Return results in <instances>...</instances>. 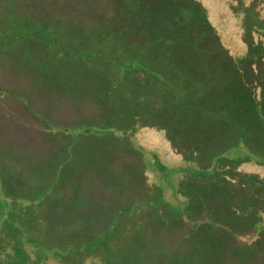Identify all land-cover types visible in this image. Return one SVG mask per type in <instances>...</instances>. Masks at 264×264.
Returning a JSON list of instances; mask_svg holds the SVG:
<instances>
[{
	"label": "trees",
	"instance_id": "1",
	"mask_svg": "<svg viewBox=\"0 0 264 264\" xmlns=\"http://www.w3.org/2000/svg\"><path fill=\"white\" fill-rule=\"evenodd\" d=\"M220 1L219 8H215L216 17L213 18L209 16L201 0H0V19L3 18L0 25V44L13 39L49 38L51 41L47 46L53 52H58L56 59L59 65L61 62L86 64L87 60H90L91 68L101 74L93 91L100 90L103 93L101 98L97 101L91 100L92 102L88 101L91 94L85 90L83 96L78 94L70 97L69 90L63 91L58 84L52 82L54 76L46 85L40 84L42 88L33 85L34 88L49 91L48 98L57 100L52 103L57 120L49 124V121L40 119L35 125L32 123L27 131L36 130L40 133L43 125L48 123L59 126L56 128H60L63 134L60 141L56 137L57 145L54 140H48V144L41 142L45 149L37 150L26 145L27 148L37 151L49 148L70 156L74 145L84 139L87 143L90 137V142L95 143L92 148H95L100 138H106V144L108 141L113 142L112 138L118 139L108 134L110 130L113 133L120 130L122 132L119 139L130 143L125 142L128 150L130 147L133 148L129 151L140 150L141 159L150 164V171L143 172L146 179L147 173L148 180L153 179V185L157 186L155 192L163 197L168 196V190L173 189L172 195H169L171 203L176 199L178 204H170V213L181 219V226L191 218L192 225L187 221L190 226L182 232L184 238L198 231L203 223L201 220L210 218L213 223L226 225L227 222L228 226L231 224V216H237L245 221L243 224L232 225L233 235L239 236L242 242H251L259 239V234L264 232V178L255 173L242 172L239 168L241 165L247 169L264 165V0ZM5 22L7 26L3 25ZM25 44L29 49L34 46L27 41ZM108 46L114 49L113 52ZM149 52L153 55V60L150 61L153 66H147L146 63ZM97 58L101 61H96ZM133 59H139L138 62L142 60L144 64L141 68L154 72L157 83L163 87L162 95L165 98L170 95L171 100L166 99L171 103L169 107L165 105V109L154 108L156 119L160 123L150 120L141 124L138 115L136 118L132 117L125 129H122L119 112H116V93L122 79L125 80L121 76L131 69ZM48 64L45 61V67L41 66L42 64L38 66L39 73L34 75L27 66L14 64L4 56L0 57V72L4 71L7 76L22 77L17 74L28 70L31 76L39 75L40 81L43 72H51ZM9 68L15 70L11 72ZM54 71L55 68L52 72ZM78 78L80 84L81 77ZM105 80L108 81L106 84ZM148 82L151 87V81L142 79L143 84ZM76 83L73 79L72 85ZM2 85L0 81V102H7L3 96L12 86L7 88ZM15 96L18 101H22L16 92ZM111 97L114 98L112 107ZM66 98H73L74 101H66ZM41 103L34 99L33 103L26 102L25 108L37 109L38 112ZM147 108H144V112L152 114ZM159 111L163 113L159 114ZM46 116L52 114L47 112ZM199 120L201 123H198ZM161 129L166 131L167 138L161 135ZM5 132L8 134V130ZM132 135L133 142L129 141ZM176 141L188 145L183 151H179ZM161 144L163 147H171L181 156L178 162L168 158L169 152H164ZM234 146L235 152H231ZM10 147L5 146L6 150L3 151ZM120 148L115 152L127 154ZM67 161L68 158L61 163V169H65L69 162ZM2 169V238H11L14 241L12 248H49V244L52 245L51 248L65 246L60 242V235L56 236L59 241L54 242L53 234L54 237L49 238L52 243L45 244L40 243L38 235V239L32 236L29 228H34L35 224L28 216L39 211L34 207L35 200L25 202V199H35L38 195L7 190L2 181L5 173L3 166ZM202 178L204 180H201ZM233 179L253 188L249 194H241L239 203L224 199L212 210L207 206L199 211L189 207L188 198L197 195L200 187H203L202 194L207 191L215 196L229 192L231 186L236 184ZM83 183L82 180H68L65 186L55 183L50 188L51 192L44 193L41 198L47 204L50 203L48 206L55 208L57 215L63 216L79 202L92 203L100 197L101 191L93 192ZM147 206L152 208L151 205ZM49 209L44 210L43 217H48ZM197 214L201 216L198 220L194 218ZM169 222L174 223V220ZM19 225L23 227L22 237V231L17 229ZM111 226L112 221L106 226L95 223L93 240L89 244L81 246L68 242V245L75 246V252L95 250L109 243L116 228L115 225L113 229ZM26 230H29V233ZM8 246V243L1 246L6 249L0 254V264L35 263L29 260L25 251H18V255H21L19 262L12 259L9 254L6 255L10 250ZM241 246L249 245L242 243ZM241 251L236 250L231 254ZM258 252L259 250L254 248L249 250L248 255ZM66 257L65 253L55 250L52 259L71 262V259ZM245 257L247 264V254ZM37 261L39 264H47L49 256L38 258Z\"/></svg>",
	"mask_w": 264,
	"mask_h": 264
},
{
	"label": "rangeland",
	"instance_id": "2",
	"mask_svg": "<svg viewBox=\"0 0 264 264\" xmlns=\"http://www.w3.org/2000/svg\"><path fill=\"white\" fill-rule=\"evenodd\" d=\"M3 1L6 2V0ZM201 1L206 6L209 16L215 18V8H219L221 1ZM2 22L3 18L0 19V25ZM3 25L7 26V22ZM26 41L34 46L29 49L28 45L25 44ZM50 41L49 38L36 37L23 40L13 39L0 44V57L5 56L8 61L14 64L19 65L21 63L19 66H27V69L32 71L34 75L39 73L38 66L45 65V61L49 63L47 67L51 68V72L45 71L41 74L40 81L39 75L31 76L28 70L17 74V76L22 77L7 76L4 71L0 72L2 87H13H10L9 92L3 96L7 102H0V172L2 173L3 166L5 170L2 180L4 182L3 186L10 192H29L28 195H38V197L35 196L37 197L35 199L28 197L25 199V202L35 200L34 207L39 211L37 214L34 213L28 216V219L33 220L32 222L35 224L34 228H29L32 231V236L36 238V235H38L41 240L40 243L45 244L52 243L49 238H53L54 235V242L59 241L56 236L60 235V242H63L65 246L51 248L52 245L49 244L47 245L49 248H12L14 241L11 238L3 239V236L0 235V254L6 249L1 246L8 243L7 248L10 247V250L7 251L6 255L9 254L12 259L18 261L21 256L18 255V251H25L29 260L35 262L34 264H39L38 258L43 259L47 256H49L47 264H173L172 262L182 264H226V262L227 264H245L246 254L248 256L247 264H264V232L259 234V239L242 242L240 237L234 236L231 231L233 224L239 225L245 221V219L241 220L237 216H231V219H229L231 224L228 226L227 222L226 225L213 223L210 218L201 220L203 223L198 231H195L192 236L184 238L182 232L192 225L190 223L191 218L187 219L190 225L186 221L181 226L179 224L181 219L170 213V204H178L176 199L174 203H171L172 199L169 195H172L173 189L168 190L167 194L169 195H163V197L155 192L157 186L153 185V179L148 180V173L146 179L143 172V170L150 171V164L147 160L141 159L140 150L136 152L129 151L133 147L128 150L125 145V142L128 141L119 139L120 132H122L120 130H118V133H113L112 130L109 131V136L113 135L118 138H112L113 142H107L111 148L106 144V138H100L96 147L92 148L95 143H91V138L88 137L87 143L84 139L83 142L74 145L75 152L73 149L70 156L49 148L44 151H37L38 149H45V145L42 146L41 142L48 144V140H54V144L57 145L56 137L60 141L63 133L60 128H56L59 126L49 125L57 120L54 117L55 110L52 105L57 100L48 98L47 93L49 91L34 88L33 85L42 88L39 85H46L47 82L53 80L52 76H54L52 82L58 84L63 91L69 90L70 97L78 96V94L83 96L85 90L91 94L88 101H97L103 93L100 90L93 91L101 74L91 68L90 60H87L86 64L82 62L63 64L61 62V65H59L56 59L58 52H53L47 46ZM108 48L113 52V48L110 46ZM138 60L133 59L130 64L132 65L131 69L121 76L125 80L122 79V84L118 87V93H116L118 97L116 112H119L120 128L122 129H125L132 117L136 118L138 115L141 118V124L148 123L150 120L153 123H160L156 119L157 114L154 113V108L165 109V105L169 107L171 103L168 101L171 100L170 95L166 97L168 100L162 95L161 89L163 87L157 83L154 72L148 68H141L144 63L142 60L140 62ZM152 60L153 55L149 52L146 57L147 66H153V63H150ZM96 61L100 62L101 60L97 58ZM108 67L110 66L108 65ZM54 68L55 71L52 72ZM9 69L11 72L15 70ZM110 71H112L111 68ZM78 76L81 77L80 84ZM144 78L152 82L151 87H149V82L147 84L142 83ZM73 79L77 82L74 86L72 85ZM37 81L40 83L38 84ZM107 82V80L104 81L105 84ZM81 85L83 86L81 87ZM47 87L53 86L47 85ZM66 87L68 89H65ZM76 87L80 88L77 89ZM50 90L52 89L50 88ZM15 92L18 97L22 98L20 99L21 102L16 99ZM34 99L42 102L38 107V112L37 109L25 108L26 102L33 103ZM66 99V101H74L73 98ZM113 100L114 98L111 97L110 107H112ZM93 104L96 103L93 102ZM145 107H148V112L152 114H146L144 112ZM47 112H50L52 116L45 117ZM158 113L162 114L163 112L159 111ZM40 119L45 122L49 121V124L43 125V130L40 133L36 130L27 131L32 123L35 125ZM198 123H201L200 120ZM253 125L255 126L256 123H253ZM195 129L197 130V128ZM5 130H8V134ZM160 131H162L161 135L167 138L166 131L164 129ZM27 132L29 133L26 134ZM41 137L45 139L40 140ZM38 139L40 143H38ZM133 139L134 136L132 135L129 141L133 142ZM175 144L178 146L177 150L179 151H183V148L188 145L187 143L180 144L178 141ZM26 145L37 150L29 149ZM5 146H11L7 150L8 152L3 151L6 150ZM120 147L127 154L115 152V150H120ZM161 148L164 152H169L168 158H171L174 162H178L181 158L171 147L167 145L163 147L161 144ZM235 148L236 146L231 152H235ZM2 151L3 154H1ZM67 158L68 164L65 169H61V163L66 161ZM239 169L242 172L255 173L264 178V165L250 169L241 165ZM70 175L71 178L69 179ZM68 180H73V182L82 180L83 185H86L89 190L93 192L101 191V195L92 203L79 202L77 206L68 209V212H65L63 216H59L54 212L55 208L51 207L52 205L48 206L50 203L47 204L41 197L44 193L49 194L51 186H54L55 183H61L65 186ZM235 183L231 186L229 192H222L215 196L207 191L202 194L203 187H200L199 190L197 189L199 191L197 195L188 198L189 207L196 208L199 211L207 206L212 210L215 205H218L224 199H232L239 203L241 194H249L253 188L251 185H245L241 182ZM0 186L2 188V184ZM11 188L12 190H10ZM3 192L5 191L3 190ZM147 205H151L152 208L149 209ZM49 207L51 208L49 209ZM45 209L46 211L49 209L48 217H43ZM75 214H78V216ZM198 217H201L200 214H197L194 218L198 220ZM171 219L174 220V223L169 222ZM110 220L116 228L108 244L86 252L78 250L75 252L76 247L68 245V242H75V245L79 244L81 246L89 244L93 240L94 224L106 226L111 223ZM113 226H111L112 229ZM176 227L180 231H177ZM17 229L22 231L20 233L22 237L23 227L19 225ZM29 230H26L27 233H29ZM251 236L255 235L251 234ZM242 243L249 246H241ZM246 247L257 248L259 252L249 256V250L252 249ZM55 250L65 253L66 258L71 259V262H58L52 259ZM228 250L230 254H228ZM236 250L242 251L231 254ZM242 252L243 254H241ZM39 261L41 262V260ZM62 261H64L63 258Z\"/></svg>",
	"mask_w": 264,
	"mask_h": 264
}]
</instances>
